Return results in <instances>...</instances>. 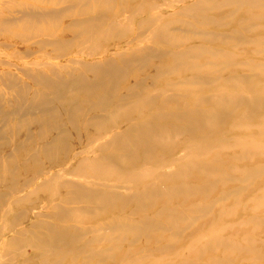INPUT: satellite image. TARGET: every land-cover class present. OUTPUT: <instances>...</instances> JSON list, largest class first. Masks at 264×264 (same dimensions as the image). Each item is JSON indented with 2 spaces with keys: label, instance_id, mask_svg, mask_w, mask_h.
I'll return each mask as SVG.
<instances>
[{
  "label": "bare ground",
  "instance_id": "bare-ground-1",
  "mask_svg": "<svg viewBox=\"0 0 264 264\" xmlns=\"http://www.w3.org/2000/svg\"><path fill=\"white\" fill-rule=\"evenodd\" d=\"M260 32L264 0H0V264L261 260L239 231L181 244L220 205L246 210L229 202L259 188L264 142L191 143L174 158L185 136L250 132L237 121L264 109L262 96L199 92L264 77ZM110 177L130 186L99 182Z\"/></svg>",
  "mask_w": 264,
  "mask_h": 264
},
{
  "label": "rangeland",
  "instance_id": "rangeland-1",
  "mask_svg": "<svg viewBox=\"0 0 264 264\" xmlns=\"http://www.w3.org/2000/svg\"><path fill=\"white\" fill-rule=\"evenodd\" d=\"M23 1H29V0H23ZM10 16L12 14H9ZM14 17H19L16 16L15 14H13ZM238 18H241L238 17ZM243 18V16H242ZM260 33H264V32H260ZM211 46H213V44H209ZM237 56L239 57H247V58H256L257 56H254L250 53H248L247 51H242L239 52V54H237ZM260 59L264 62V56H260ZM259 60V58H258ZM174 78V77H173ZM219 89H224L226 91H228L231 94H234V96H237L239 98L242 97H253L256 96L257 94L262 96L264 98V77H260V78H254L253 80H250V82L248 83H240V82H235L233 84H224V83H220L217 87H212V88H206L204 90H202L201 94H206V95H210L215 93L216 91H218ZM191 96H193L191 94ZM245 105L240 104L238 112L241 113L242 111H244ZM246 109V108H245ZM245 112V111H244ZM147 116V113L144 112L140 117H132L130 118L131 121L134 122H139V121H144L145 117ZM264 120V109L260 110L259 113L254 114L251 118L249 119H244V120H239L237 121V124H240L243 126V128L250 130L249 133L246 132H237V131H232L231 130V125H227L224 128H222L217 135L212 136L211 138L208 139V142H206L205 140H201L199 138H197V140L194 139L193 136H185L183 138H180L178 141L179 146H181V148H179L180 150L178 151V153L174 154V158L176 156H179L178 154H182L185 152V148L183 146H187L189 144H193L194 149L193 151L196 153V147L195 145H199V144H207V143H211V147L214 149H217V145H215V143L213 141L217 140V139H227V138H232V137H241L244 139H250V141H253L254 143L257 144V142H264V129L262 131H258L257 130V125L261 124L262 121ZM248 126V127H247ZM120 128V127H119ZM119 128H116V130H119ZM243 129V130H245ZM114 131V129H113ZM189 151V150H188ZM194 152L189 151L188 154H194ZM211 157L212 155L208 154V155H201L198 159L199 162L202 163H209L211 162ZM172 157H167L166 161L170 162ZM191 160V159H190ZM225 161H227L228 163H230L231 165L234 166H243L245 164V162H243L242 160L237 162L235 159H231L229 157H225L224 158ZM251 164H254L253 162H251ZM160 165V166H159ZM162 165V166H161ZM153 167H158V170L163 169L164 171H168L169 168H174L176 166V164L171 163L169 166L168 164L163 165L161 163H157V164H152ZM149 167V164L146 165L145 168L141 166L136 167L138 170H142L145 171L147 170ZM163 167V168H162ZM264 178V176H260L255 180V183H259V188H257V185L251 186L252 188L250 189L252 191L251 196L248 194V191L245 192L240 198L237 199H232L229 204H235L237 206V208L240 209H246V210H239L236 209L233 213V215H229L228 213V208H224L225 205H220L219 206V211L221 212V216L219 217V220L217 222L212 223L211 225L209 224L208 226H204L202 229L195 231L193 234H191V237L189 236L187 238V240L182 241L183 244L182 247H188L190 242H192L195 238H200L201 239V243H206L209 240V236L211 234L213 235H217V236H229V235H236L237 232L239 231L238 235L236 236V238L239 237H248V242L251 246L260 249L263 251V256L261 258V260H256L254 263L252 264H264V211H252L253 208L255 207V205L258 202H261V200L264 201V182H261V179ZM154 178L153 179H149L146 180L145 183L148 182H154ZM100 183H113V184H122L123 186H130V184L128 182H119L117 180L116 177H110V178H101L99 179ZM261 182V183H260ZM235 183L232 184V186H234ZM231 185L226 186V189H230ZM220 188H217L216 190H214L212 193H210V196L207 197H203V198H197L194 201L196 202H209L212 198H215V196H217V193L219 192ZM124 192V189H120V192ZM227 204V203H226ZM38 206V205H37ZM239 210V211H238ZM121 212L119 211H111L110 213L106 214V216L109 215H119ZM252 213V214H250ZM254 216V222L255 224L258 225H254L253 222L250 221L249 216ZM94 222L91 221H87L86 224H92ZM228 226L230 227L228 229ZM235 231V232H234ZM245 241V239L243 240V242ZM181 242V243H182ZM250 257V256H249ZM248 257V258H249ZM170 260H174V259H169Z\"/></svg>",
  "mask_w": 264,
  "mask_h": 264
}]
</instances>
